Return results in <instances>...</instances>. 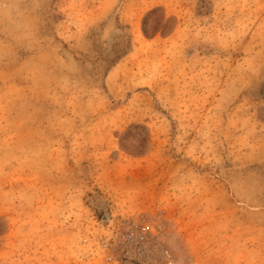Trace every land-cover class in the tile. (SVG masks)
Returning <instances> with one entry per match:
<instances>
[{
  "label": "rangeland",
  "instance_id": "374dc122",
  "mask_svg": "<svg viewBox=\"0 0 264 264\" xmlns=\"http://www.w3.org/2000/svg\"><path fill=\"white\" fill-rule=\"evenodd\" d=\"M24 7L0 264H264V0Z\"/></svg>",
  "mask_w": 264,
  "mask_h": 264
},
{
  "label": "clouds",
  "instance_id": "9594fccd",
  "mask_svg": "<svg viewBox=\"0 0 264 264\" xmlns=\"http://www.w3.org/2000/svg\"><path fill=\"white\" fill-rule=\"evenodd\" d=\"M26 0H0V30L14 31L25 20L27 9Z\"/></svg>",
  "mask_w": 264,
  "mask_h": 264
}]
</instances>
